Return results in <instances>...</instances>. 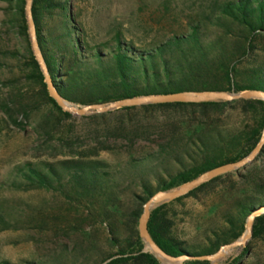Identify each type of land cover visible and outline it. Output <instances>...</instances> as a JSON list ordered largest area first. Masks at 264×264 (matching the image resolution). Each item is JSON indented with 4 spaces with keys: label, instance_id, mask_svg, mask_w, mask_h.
<instances>
[{
    "label": "trees",
    "instance_id": "obj_1",
    "mask_svg": "<svg viewBox=\"0 0 264 264\" xmlns=\"http://www.w3.org/2000/svg\"><path fill=\"white\" fill-rule=\"evenodd\" d=\"M0 4L4 6L0 9L4 12L2 24L22 44V51L9 54L21 67V77L34 95L30 104L17 103L16 99L0 102L2 120L10 121L15 128L28 125L35 135L51 139L65 122L77 117L62 112L47 93L30 49L25 0H0ZM195 11L187 22L186 34L145 50L116 37L114 45L104 52L89 47L82 39L70 15L69 0H33L31 10L50 80L67 103L82 107L203 91L264 93V0H207ZM14 82L0 81V91ZM155 111L180 114V128L172 131L168 127L170 139H163L165 145L156 142L157 151L138 155L142 143L155 141H149L153 137L151 127L137 116ZM79 119L88 123L86 137L60 140L50 157L60 160L26 163L9 188L58 193L81 208L87 220L104 227L111 252L97 264L109 260L107 264H159L149 253H142L137 226L144 203L159 191L173 190L205 172L245 158L264 129V103L239 100L147 105ZM175 135L180 136L184 149L172 155L171 163L177 167L172 172L157 157L175 153L171 148ZM151 164L158 165L166 179L153 173V187L141 178V195L134 196L133 206L125 208L118 191L122 171L145 172ZM188 199L204 209L203 220L192 225V241L177 234L176 207ZM263 209L264 147L248 167L217 177L152 211L147 230L152 241L169 256H211L240 239L246 220ZM45 224L33 222L35 230L41 232ZM0 225L4 230L14 228L1 216ZM258 241L264 243V214L254 220L250 241L231 264H241Z\"/></svg>",
    "mask_w": 264,
    "mask_h": 264
},
{
    "label": "rangeland",
    "instance_id": "obj_2",
    "mask_svg": "<svg viewBox=\"0 0 264 264\" xmlns=\"http://www.w3.org/2000/svg\"><path fill=\"white\" fill-rule=\"evenodd\" d=\"M206 1L69 0V11L89 47L100 48L105 52L119 37L135 48L145 50L172 36L186 34L187 22L194 17L197 7H204ZM3 7L0 4V9ZM2 21L4 12L0 10V59L5 65L0 67V81L14 79L15 82L7 88H1L0 102L16 99L17 103L30 104L34 95L21 77V67L9 54L22 51V44ZM181 118L180 114L162 111L147 116L138 115V120L151 127L153 137L149 141H155V144L142 143L138 155L157 151L156 142L165 145L163 139H170L167 128L171 126L172 131H177ZM87 124L77 117L74 121L65 122L59 132L47 139L35 135L28 125L15 128L10 121L2 120L0 113V216L9 223V227H14L4 230V226L0 225V264H97L100 258L111 252L104 227L87 220L81 208L70 204L60 194L9 188L17 171L26 163L60 160V157L50 158L53 149L60 145L59 141L86 137ZM173 139L171 148L175 153L157 157L172 172L177 169L171 163L172 155H179L184 149L179 135ZM155 172L166 179L155 164L149 165L145 172L131 169L122 171L118 191L125 208L132 207L134 196L141 195V178L154 187ZM176 211L178 236L184 240H194L192 225L203 220L204 209L198 202L188 199L177 206ZM30 219L46 223L45 230H35ZM241 252L242 249L229 253L218 264H231ZM241 264H264V243H253L252 252Z\"/></svg>",
    "mask_w": 264,
    "mask_h": 264
},
{
    "label": "water",
    "instance_id": "obj_3",
    "mask_svg": "<svg viewBox=\"0 0 264 264\" xmlns=\"http://www.w3.org/2000/svg\"><path fill=\"white\" fill-rule=\"evenodd\" d=\"M32 2L33 0H25L24 15L27 26V34L30 43V49L34 60L36 61L39 70L43 76L44 84L46 85L49 97L56 103L62 112L70 114L74 117H88L93 115L107 114L120 109L141 107L147 105H161V104H203V103H221L234 102L239 100H258L264 103V93L259 91H246L242 93L233 92H192V93H177L159 96H145L133 99H125L117 102H110L106 104H96L89 106H76L67 103L59 97L56 93L52 82L50 80L46 65L44 63L42 54L38 47L36 39V31L32 19ZM264 147V129L261 132L259 141L255 148L243 159L235 163L226 164L208 172L203 173L194 180L185 183L170 191H159L151 196L143 205L142 213L138 220V236L143 243L142 253H149L159 264H181L187 261H205L209 264H218L226 255L235 251L244 249L246 244L250 241L252 235V226L254 220L264 214V209L252 214L245 222V229L242 237L228 245L222 246L219 250L211 255L205 257H172L164 253L150 238L147 230V224L150 214L155 209L162 205L169 204L179 198L185 197L190 192L201 185H204L213 179L244 169L251 165L261 153ZM109 261L105 262L107 264Z\"/></svg>",
    "mask_w": 264,
    "mask_h": 264
}]
</instances>
